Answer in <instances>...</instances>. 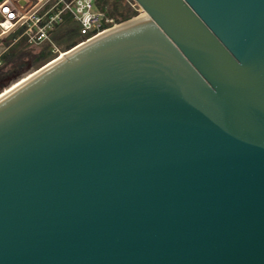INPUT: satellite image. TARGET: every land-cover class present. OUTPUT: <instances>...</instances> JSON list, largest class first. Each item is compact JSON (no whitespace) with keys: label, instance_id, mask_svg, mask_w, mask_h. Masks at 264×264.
<instances>
[{"label":"water","instance_id":"water-1","mask_svg":"<svg viewBox=\"0 0 264 264\" xmlns=\"http://www.w3.org/2000/svg\"><path fill=\"white\" fill-rule=\"evenodd\" d=\"M136 1L0 98V264H264V0Z\"/></svg>","mask_w":264,"mask_h":264},{"label":"built area","instance_id":"built-area-1","mask_svg":"<svg viewBox=\"0 0 264 264\" xmlns=\"http://www.w3.org/2000/svg\"><path fill=\"white\" fill-rule=\"evenodd\" d=\"M126 2L142 10L136 0ZM96 3L97 0H32L23 6L20 0H6L0 3V41L15 35V42L20 39L29 44L50 42L58 51L53 33L70 17L78 24L79 34L83 36L78 44H82L117 25H113L114 18L99 10Z\"/></svg>","mask_w":264,"mask_h":264},{"label":"rangeland","instance_id":"rangeland-1","mask_svg":"<svg viewBox=\"0 0 264 264\" xmlns=\"http://www.w3.org/2000/svg\"><path fill=\"white\" fill-rule=\"evenodd\" d=\"M110 1L112 2L113 0ZM128 8L130 12H137L132 18L144 12L139 9V6L134 8L128 4ZM109 17L114 18L113 25H119L127 21L118 22L117 18H121V16L117 14ZM74 29H77L76 33L69 37V34H72ZM14 36L15 35H12L0 41V51L3 50L0 54V60L2 61V64H0V96L36 73L51 61L53 62L61 57V52L63 55L66 54V51H68V43L72 41L79 42L83 38V36L79 34L77 22L70 17L59 25L53 33V40L59 49L58 51H55V46L51 45L50 42L29 44L24 39L15 42Z\"/></svg>","mask_w":264,"mask_h":264},{"label":"trees","instance_id":"trees-1","mask_svg":"<svg viewBox=\"0 0 264 264\" xmlns=\"http://www.w3.org/2000/svg\"><path fill=\"white\" fill-rule=\"evenodd\" d=\"M96 7L99 10L105 12V14L108 16H115L116 14L120 15L121 18H117L118 22L128 20L132 18V16L137 14L136 11L134 12L129 11L128 3L126 2V0H113L112 2L110 0H97ZM76 31L77 29H74L72 34H69V37L73 36L76 33ZM78 43L79 42H75V41L68 43L67 50L73 48Z\"/></svg>","mask_w":264,"mask_h":264},{"label":"bare ground","instance_id":"bare-ground-1","mask_svg":"<svg viewBox=\"0 0 264 264\" xmlns=\"http://www.w3.org/2000/svg\"><path fill=\"white\" fill-rule=\"evenodd\" d=\"M6 0H0V3H3V2H5ZM32 2V0H20V4H22L23 6H28L30 3ZM143 10V9H142ZM144 11V10H143ZM143 14H145L144 12H143ZM115 26H120V24L119 25H115ZM115 26H113V27H111L110 29H107V30H105V31H103V32H101V33H99L98 34V36H100V35H102V34H104V33H106V32H108V31H110V30H112ZM97 36V37H98ZM68 52H66V54H67ZM66 54H61V57H59V58H57L56 60H54L53 62H55V61H57V60H59L60 58H63ZM35 74V73H34ZM33 74V75H34ZM33 75H31V76H33ZM30 76V77H31ZM30 77H28L27 79H29ZM27 79H25V80H23L22 82H20L18 85H16V86H14L12 89H10L9 91H7V92H5L4 94H2L1 96H0V98H2L4 95H6L7 93H9V92H11L14 88H16L17 86H19L21 83H23L24 81H26Z\"/></svg>","mask_w":264,"mask_h":264}]
</instances>
